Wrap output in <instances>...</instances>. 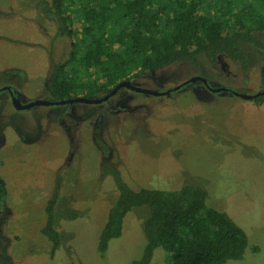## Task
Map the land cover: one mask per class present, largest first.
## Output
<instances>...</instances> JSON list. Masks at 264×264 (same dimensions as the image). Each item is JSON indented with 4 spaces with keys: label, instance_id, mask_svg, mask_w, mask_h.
<instances>
[{
    "label": "rangeland",
    "instance_id": "rangeland-1",
    "mask_svg": "<svg viewBox=\"0 0 264 264\" xmlns=\"http://www.w3.org/2000/svg\"><path fill=\"white\" fill-rule=\"evenodd\" d=\"M242 48L245 69L223 54L212 61L198 53L194 61L132 77L140 89L122 86L109 104L93 97L16 109L0 93V196L6 194L0 264H130L140 257L143 205L126 214L121 235L103 255L96 249L117 195L105 166L116 167L133 188L201 184L207 204L248 239L243 257L223 264H264V101L242 96L264 90V53L248 42ZM68 49V38L57 35L38 0H0V84H11L22 102L54 99L52 62ZM56 186L60 244L51 252L41 228ZM152 256L150 264H166L160 248Z\"/></svg>",
    "mask_w": 264,
    "mask_h": 264
},
{
    "label": "trees",
    "instance_id": "trees-1",
    "mask_svg": "<svg viewBox=\"0 0 264 264\" xmlns=\"http://www.w3.org/2000/svg\"><path fill=\"white\" fill-rule=\"evenodd\" d=\"M66 36L69 49L52 62L48 88L53 100L83 97L102 99L117 83L178 61H194L204 53L219 54L246 68L242 48L248 42L264 53V0H38ZM261 32L257 38L254 32ZM264 101V97L253 98ZM117 195L108 205L96 249L106 251L110 239L121 235L126 214L145 206V244L130 264H150L160 248L166 264H223L243 257L248 244L244 230L224 211L207 204L201 184L177 189L131 187L114 166H105ZM58 186L44 206L41 233L60 244L54 224ZM253 251L258 247L253 246Z\"/></svg>",
    "mask_w": 264,
    "mask_h": 264
},
{
    "label": "flooded vegetation",
    "instance_id": "flooded-vegetation-1",
    "mask_svg": "<svg viewBox=\"0 0 264 264\" xmlns=\"http://www.w3.org/2000/svg\"><path fill=\"white\" fill-rule=\"evenodd\" d=\"M0 75H1V74H0ZM1 77H2V75H1ZM206 82H207V81H206ZM207 83H208V82H207ZM208 85H210V84H208ZM2 92H4L5 95L8 96V97L10 98V103H11V105H12L14 108H16V109H23V108H19L18 105H23V104L27 103V102H22V98H21L20 93H18V92L16 91V89H15L14 87H12L11 84H7V83H5V84H0V93H2ZM249 95H250V96H249ZM254 96H255V97H261V96L264 97V90L257 91V92H255V93H253V94H244V97H248V98H251V99H253ZM18 97L20 98V102L17 101V98H18ZM104 102H106V103L109 104L108 98L105 99ZM65 104H67V105H71V103H65ZM25 108H26V107H25ZM26 135H29V134H26ZM15 138L19 139V136L15 137ZM4 141H5V138L2 137V136H0V146L2 145V143H3ZM30 143L33 144V137H32V139H31ZM1 182H2V180L0 179V193H1V191H2V187H1V186H3V185L1 184ZM5 196H6V194H4L3 196H0V214H1V212H2V211L4 210V208H5V198H6Z\"/></svg>",
    "mask_w": 264,
    "mask_h": 264
},
{
    "label": "water",
    "instance_id": "water-1",
    "mask_svg": "<svg viewBox=\"0 0 264 264\" xmlns=\"http://www.w3.org/2000/svg\"><path fill=\"white\" fill-rule=\"evenodd\" d=\"M190 79L188 81H185L186 82H189ZM122 86H125V87H128V88H131V89H140L138 87H136L130 80H122L120 81L119 83H117L105 96H103L102 99H99V100H105L107 99L109 96H111L113 93H115L120 87ZM174 88H177L174 87ZM212 90H215V91H219L221 90L220 88H213V87H210ZM142 90V89H141ZM144 92H147L146 90H143ZM152 92V91H151ZM153 93V92H152ZM159 94L160 93H164V91H161V92H158ZM244 97V95H242ZM250 96V95H249ZM76 101H82V102H92V100H86V98H83V97H73V98H68V99H64L61 101V103L65 104V103H73V102H76ZM48 103L46 101H30V102H27L23 105H18L19 108H25V107H28L30 105H33V104H38V103Z\"/></svg>",
    "mask_w": 264,
    "mask_h": 264
},
{
    "label": "bare ground",
    "instance_id": "bare-ground-1",
    "mask_svg": "<svg viewBox=\"0 0 264 264\" xmlns=\"http://www.w3.org/2000/svg\"><path fill=\"white\" fill-rule=\"evenodd\" d=\"M78 102V101H77Z\"/></svg>",
    "mask_w": 264,
    "mask_h": 264
}]
</instances>
